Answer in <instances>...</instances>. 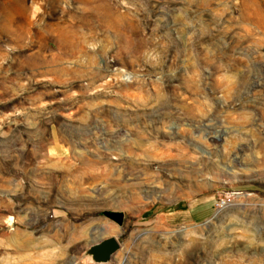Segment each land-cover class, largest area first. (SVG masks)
Masks as SVG:
<instances>
[{"label":"rangeland","instance_id":"1","mask_svg":"<svg viewBox=\"0 0 264 264\" xmlns=\"http://www.w3.org/2000/svg\"><path fill=\"white\" fill-rule=\"evenodd\" d=\"M0 264H264V0H0Z\"/></svg>","mask_w":264,"mask_h":264},{"label":"water","instance_id":"2","mask_svg":"<svg viewBox=\"0 0 264 264\" xmlns=\"http://www.w3.org/2000/svg\"><path fill=\"white\" fill-rule=\"evenodd\" d=\"M118 249V244L114 239L104 241L100 244L94 245L90 250L89 254L97 261H105L109 256ZM98 253V254H97Z\"/></svg>","mask_w":264,"mask_h":264},{"label":"built area","instance_id":"3","mask_svg":"<svg viewBox=\"0 0 264 264\" xmlns=\"http://www.w3.org/2000/svg\"><path fill=\"white\" fill-rule=\"evenodd\" d=\"M227 203H229V200H227V201L222 200L217 206L220 209V208H223L224 206H226Z\"/></svg>","mask_w":264,"mask_h":264}]
</instances>
